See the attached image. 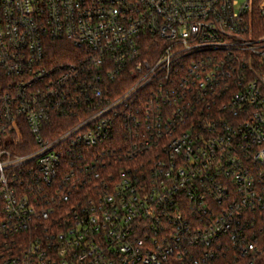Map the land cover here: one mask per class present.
Wrapping results in <instances>:
<instances>
[{
  "label": "built area",
  "instance_id": "built-area-1",
  "mask_svg": "<svg viewBox=\"0 0 264 264\" xmlns=\"http://www.w3.org/2000/svg\"><path fill=\"white\" fill-rule=\"evenodd\" d=\"M0 264H264V0H0Z\"/></svg>",
  "mask_w": 264,
  "mask_h": 264
},
{
  "label": "trees",
  "instance_id": "trees-1",
  "mask_svg": "<svg viewBox=\"0 0 264 264\" xmlns=\"http://www.w3.org/2000/svg\"><path fill=\"white\" fill-rule=\"evenodd\" d=\"M259 1V0H255ZM75 57V51L72 47L64 42H56L50 44L48 47V54L47 58L54 61V63L64 62V61H73ZM61 126L58 124L54 127V129H59ZM28 138V136L26 135ZM28 145H29V138H28ZM31 150V146L28 149L20 150L21 153H26Z\"/></svg>",
  "mask_w": 264,
  "mask_h": 264
}]
</instances>
